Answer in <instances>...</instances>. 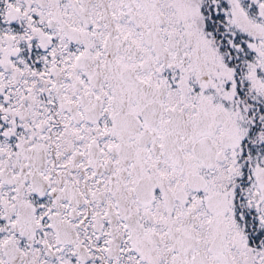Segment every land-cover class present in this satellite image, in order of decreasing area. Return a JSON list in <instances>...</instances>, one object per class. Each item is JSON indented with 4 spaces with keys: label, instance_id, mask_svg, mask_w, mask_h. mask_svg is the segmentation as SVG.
I'll return each mask as SVG.
<instances>
[{
    "label": "snow or ice",
    "instance_id": "obj_1",
    "mask_svg": "<svg viewBox=\"0 0 264 264\" xmlns=\"http://www.w3.org/2000/svg\"><path fill=\"white\" fill-rule=\"evenodd\" d=\"M0 264H264V0H0Z\"/></svg>",
    "mask_w": 264,
    "mask_h": 264
}]
</instances>
